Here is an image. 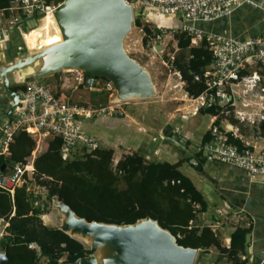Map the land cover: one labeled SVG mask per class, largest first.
<instances>
[{
  "label": "trees",
  "instance_id": "1",
  "mask_svg": "<svg viewBox=\"0 0 264 264\" xmlns=\"http://www.w3.org/2000/svg\"><path fill=\"white\" fill-rule=\"evenodd\" d=\"M17 1L0 0V12L11 18L9 10ZM46 1L48 4H60L65 0ZM135 25L144 30V46L159 32L140 19L135 21ZM173 37L179 53L173 56V61L171 57L165 56L164 59L181 74L189 95L198 97L207 89L205 74L213 62L209 44L202 40L200 47H191L192 36L180 31ZM98 81L101 84L107 82ZM105 93L108 97L109 92ZM228 110L232 112L234 107L229 106ZM228 110L216 105L202 108L200 112L217 116L218 126L224 119L237 124L233 114L226 116ZM259 128L264 132V121ZM228 137L230 143L244 147L232 133ZM210 138L209 132L203 141ZM61 146L62 140L55 137L49 142L47 151L37 156L34 180L26 176V183L17 187L14 194L0 189V220L9 224L6 234L0 239V251L5 252L8 258L2 264H73L84 256L82 242L59 230L53 231L44 224L42 216L49 215L54 196L88 222L125 226L150 217L170 231L179 245L197 249L199 255L196 262L204 257L206 251L215 248L220 255L219 262L245 264L241 255L246 253V240L251 228L236 226L227 248L212 228L197 226V215L208 212L209 206L192 180L180 170L181 162H149L141 152H133L126 154L114 171L115 153L111 149L90 154L80 151L66 159L61 153ZM35 147L36 142L26 132L17 133L8 146L7 155L3 154V148L0 150V170L9 163L3 175H9L13 165L31 157ZM197 160L204 163L199 156ZM32 185L45 188V195L31 194ZM37 202H40L39 206ZM69 254L71 256L65 260Z\"/></svg>",
  "mask_w": 264,
  "mask_h": 264
},
{
  "label": "crops",
  "instance_id": "2",
  "mask_svg": "<svg viewBox=\"0 0 264 264\" xmlns=\"http://www.w3.org/2000/svg\"><path fill=\"white\" fill-rule=\"evenodd\" d=\"M44 1L46 4H48L46 0ZM250 1L255 3L256 7L242 6L235 10L231 15L219 18L213 22H194L188 24L181 16L161 14L156 9H145L141 11L142 18L140 20L141 22L148 24L153 29H163L168 31L167 36L162 42V47L157 51L163 50L162 52H164V47L167 46L166 41L167 39L171 38L172 40H170L168 46L172 48L171 53L173 56H175L179 53V49L173 35L176 32H182V27L187 24L196 30L203 31L205 34H214L237 40H247L262 36L264 34V0ZM15 5L16 4L14 3L13 7L9 10L12 13V16L15 15L14 12L16 13L14 10ZM9 20L10 17H6L5 12H0V69L16 62L22 55L28 52L23 40L19 37L20 28L11 26L8 23ZM133 29L135 30L136 34L142 35V39H144L145 36L139 30L140 27H137L134 24ZM187 35L190 36L189 34ZM191 38V47L201 46V39L196 37ZM173 56L166 57H171L173 61ZM163 64L170 70V76L168 75L166 80L167 86L170 87V90H174V98L172 97L173 99L169 100V103H167V105L164 104L163 106H165V108L170 107L173 111L167 115L165 119L168 120L164 123L159 119H155L158 128L157 132H155L156 136L153 138V142H156V144L151 146L153 147L152 153H150L151 156L148 158L145 156L146 160L149 162H169L171 164L181 162L182 165L180 170H182V168L185 166V168L190 173L196 174L197 177L200 178V183L204 184V181L210 183L213 194L217 195L218 202L209 203V201L204 196V193L201 192L199 187L196 186L195 181L190 176H187L192 180L196 188L202 193L209 206L208 212L197 215L195 224L200 228H212V230L220 236L224 246L227 248L230 247L232 234L236 226H245V228H251L250 234L247 236L246 240L247 250L244 255H241V260L245 262V264H264V178L253 179L248 172L229 164L207 163L205 161L203 164H201V162L197 160V146L204 140L206 134L210 132L211 128L216 125L218 117L213 116L212 114H202L199 110H197L196 108L198 107L196 104L190 102V95H188L189 93L186 91L185 83L182 80L181 74L172 67L170 62L164 60ZM211 70L212 64L206 74H208ZM256 72L261 74V71L259 70H256ZM78 73L79 72L76 71L62 72L59 73V75L57 74L58 76L54 75L47 78V82H43H46L49 86H55V94H58V97L67 100L69 103H77L79 105H85L89 107L107 106L111 102L112 96L109 93V96L107 97L105 93V84H101L99 81H97L96 87L93 90H89L84 84L77 80V77L79 76ZM261 79L262 83L264 84V78L262 77ZM8 80L10 87L13 90L19 92L23 90L21 88V86H24L21 84L22 74H9ZM178 82L180 85L177 84ZM154 83L156 85L157 92L160 95V83L157 80H155ZM240 96L242 99L234 97L233 107L235 108V112L242 111L250 115L260 110V101L253 93L246 98L243 97V93H240ZM74 98L76 102L72 101ZM140 102V100L131 101L128 102L127 105L129 106L132 103L133 106L145 104V102L143 104H140ZM244 104H247V107H245ZM254 104L258 105V109L253 108ZM11 105L12 100L5 93L3 82H0V150H2L1 131L9 127V112ZM122 109L123 107L119 109L118 113ZM122 116H124V114ZM142 116V119L145 120V114H142ZM205 116L210 117V122L207 125L206 131L201 133L199 132V126L205 122L203 118ZM128 117L131 123L139 125L136 119H132L130 116ZM234 117L238 121L236 115H234ZM189 122L190 125H188ZM259 124L260 123L255 125H251L249 123L243 124L239 121L237 124H233L227 119H224L220 127L222 129H226L228 126H233L235 129H239L238 137L244 143H254L256 140H258V138L259 141L263 143L264 132L259 128ZM139 128L140 131L147 132L144 127L140 126ZM28 135L36 142L34 152L32 153L31 157L26 158L21 163L16 164L29 166L30 169L33 170V172L26 174L27 178L32 181L34 180V174L36 173L35 160L37 156L47 151L49 142L55 137H40L35 133ZM101 148V150L110 149L106 148L105 145L103 146V144ZM160 150L168 152L174 160L172 162L169 160L158 161L156 157H158ZM115 157L116 156L114 154L113 161ZM122 158L118 157L117 160L121 161ZM119 161L116 163H114L115 161L113 162L114 165L112 164V168L114 171V168H116ZM200 164L201 166H199ZM15 165H13L11 168L13 169ZM24 183H26V180ZM24 183L22 185H24ZM37 187V185L31 186V194H35ZM47 216L48 215H44V223ZM8 225L9 224L7 223L5 227L7 228ZM204 257L207 258V260H205ZM204 257L202 258V261L200 260L201 262H198V264H231L230 262L225 261L219 262L218 259L220 255L215 248L206 251L204 253Z\"/></svg>",
  "mask_w": 264,
  "mask_h": 264
},
{
  "label": "built area",
  "instance_id": "3",
  "mask_svg": "<svg viewBox=\"0 0 264 264\" xmlns=\"http://www.w3.org/2000/svg\"><path fill=\"white\" fill-rule=\"evenodd\" d=\"M128 3L134 11L156 9L161 14L181 16L188 24L213 22L231 15L242 6L256 7V4L250 0H132ZM15 4L14 10L18 14L8 21L11 26L21 25L24 20L34 18L41 13H52L61 6V4L48 5L44 0H19ZM188 24L182 27V32L206 40L213 54L212 70L205 75L207 89L198 97L190 96V102L196 104L198 107L196 109L199 111L201 108L216 105L228 110L229 105L231 107L234 105V97L242 99L236 88L244 87L243 97L246 98L252 93L257 96L260 110L249 115L242 111L235 112L234 108L232 112L226 111V116L233 113L243 124L255 125L264 121V85L260 74L256 72V70L264 72V34L247 40H237L205 34ZM139 30L145 36L144 30L142 28ZM167 34L168 31L160 29L145 46L156 51L157 44L162 45ZM78 75L77 80L89 90L96 87L98 80L94 77H86L82 72ZM105 89L112 96L111 102L107 106L89 107L69 103L58 97L46 82L26 83L20 92L22 97L20 105L13 109L10 116L9 127L1 131L3 154H7L9 144L19 132L60 138L61 153L66 159H70L80 151L90 154L101 150V142L86 134L81 122L115 115L120 108L128 104L113 99L115 90L111 82L105 83ZM244 106L247 107V104ZM229 133L239 138L238 129L233 126L222 129L214 125L210 130V140L198 144V156L207 163L235 166L248 172L253 179L264 178V142H260L258 138L254 143L242 142L244 147L240 148L229 142ZM29 172H33L29 166L16 164L11 174H1L0 189L14 194L16 188L25 182L26 174ZM34 195H45V188L38 186ZM36 205L39 206L40 202ZM42 218L45 219L44 216ZM6 225H0V239L6 234Z\"/></svg>",
  "mask_w": 264,
  "mask_h": 264
},
{
  "label": "water",
  "instance_id": "4",
  "mask_svg": "<svg viewBox=\"0 0 264 264\" xmlns=\"http://www.w3.org/2000/svg\"><path fill=\"white\" fill-rule=\"evenodd\" d=\"M141 16L127 0H65L51 14H40L28 21L23 34L28 52L0 69V82L12 100L9 116L22 99L20 92L10 87L8 75L12 73L22 74L21 84L25 85L46 81L58 73L78 71L111 82L117 102L156 98L158 92L151 73L125 48L126 39ZM50 17L57 23L61 40L54 46H40L43 37L57 33L55 24L48 21ZM39 29L41 35L30 40L37 44L32 48L28 38ZM161 47L156 46L157 50ZM7 167L8 162L2 166L0 176ZM50 210L56 211L61 222L46 225L49 229L88 243V248L82 243L84 256L73 264H196L199 251L179 245L170 231L150 217L125 226L88 222L58 196L52 198ZM6 224L0 220V225ZM7 259V254L0 252V264Z\"/></svg>",
  "mask_w": 264,
  "mask_h": 264
},
{
  "label": "rangeland",
  "instance_id": "5",
  "mask_svg": "<svg viewBox=\"0 0 264 264\" xmlns=\"http://www.w3.org/2000/svg\"><path fill=\"white\" fill-rule=\"evenodd\" d=\"M23 29L26 30L25 27ZM19 37L21 38V36ZM30 40H32V36L30 37ZM142 40H143L142 35L136 34L135 30L133 29L132 33L128 36V38L125 41V48L128 54L133 59L137 60L144 68H146L151 73L152 78H154V81L157 80L160 83L161 94L160 95L158 94L157 95L158 97L156 96V98L153 99L140 100L141 101L140 104H143L145 102L144 105L133 106L132 103L129 106L127 105L128 107L124 106L123 109L115 115H109L104 118L101 117L91 120H84L82 122V127L88 135L99 139L100 142L103 144V146L105 145L106 148H110L115 151L116 157L114 158L115 161V162L113 161L114 163L119 161L117 160L118 157L122 158L123 156H125V154L136 151L144 154L146 158L150 157L151 156L150 153H152V148H153L151 146L153 144H156V142H153V138L156 136L155 132H157V128H158L155 119H159L164 123L168 120L165 119L167 115L173 111L171 110L170 107L165 108V106H163L164 104L167 105V103H169V100H172L174 98V94H173L174 90L172 89L170 90V87L167 86V82H166L167 76L168 75L170 76V70L169 68H166V66H164L163 64V61L165 60L164 59L165 56H173V54L171 53L172 48L168 46L170 40L172 39L171 38L167 39L166 44L168 48L167 46L164 47L165 48L164 52H162L163 50L155 51L148 49L146 46H144ZM32 44L36 45V43L33 42ZM260 76L261 78L262 77L264 78V74L261 73ZM179 82L177 84L180 85ZM50 86L54 88V89L52 88L53 90L56 89L55 86L53 85ZM243 88L244 87L236 88V90L242 93L244 90ZM72 101L76 102L75 98ZM253 108L258 109V105L254 104ZM120 113H123L124 116H119L118 114ZM142 114H145L146 116L145 120L142 119L143 117ZM128 116H130L132 119H136L139 125L144 127L147 130V132L140 131L139 130L140 126L138 124L131 123L129 121ZM205 117H203L205 122L199 126V132L201 133L206 131L207 125L210 122V117L208 116L206 118ZM188 125H190V122ZM156 159L158 161L169 160L170 162L174 160L173 157L164 150H160V153L158 157H156ZM181 171L186 176H190L195 181L196 186L199 187L201 192L204 193V196L209 201V203L218 202L217 195L213 194V190L210 183H208L207 181H204V184L200 183V178H198L196 174L190 173L185 168V166L182 168ZM60 222L61 221L59 220L56 211L53 210L51 212L50 210L49 215L45 220V224L48 226H56L60 224ZM78 240L82 242L86 248H88V243L86 241H83L81 239ZM205 260H207V258H205Z\"/></svg>",
  "mask_w": 264,
  "mask_h": 264
},
{
  "label": "bare ground",
  "instance_id": "6",
  "mask_svg": "<svg viewBox=\"0 0 264 264\" xmlns=\"http://www.w3.org/2000/svg\"><path fill=\"white\" fill-rule=\"evenodd\" d=\"M49 14H51V13H49ZM48 21L55 24L57 33L53 36L49 35V37H47V39L45 37H43L41 42L38 43V44H40V46H43V45L54 46L56 43H58L61 40V37L59 34V29L57 28V23L55 22V19L53 17H50V18H48ZM47 29H49V24H47ZM41 32H42V30L39 29L36 33H34V36H32V40L37 39L41 35L40 34ZM28 40H29V43H30L32 48H34L37 45V44L36 45L32 44V41H30V37L28 38Z\"/></svg>",
  "mask_w": 264,
  "mask_h": 264
},
{
  "label": "clouds",
  "instance_id": "7",
  "mask_svg": "<svg viewBox=\"0 0 264 264\" xmlns=\"http://www.w3.org/2000/svg\"><path fill=\"white\" fill-rule=\"evenodd\" d=\"M19 1V0H18ZM18 14V12H16V14L15 15H17ZM13 17V16H12ZM11 17V18H12ZM37 17V16H36ZM10 18V19H11ZM35 18V17H34ZM31 19H33V18H31ZM31 19H28V20H24V22H23V24H21V25H18V26H13V27H16V28H20V33H19V36H21V38H22V40H23V34L27 31V23H28V21H30ZM26 28V30H24L23 28ZM19 30V29H18ZM158 45H161V44H157V46ZM162 46V45H161ZM43 219V218H42ZM44 222V221H43ZM45 224V223H44ZM46 225V224H45Z\"/></svg>",
  "mask_w": 264,
  "mask_h": 264
}]
</instances>
